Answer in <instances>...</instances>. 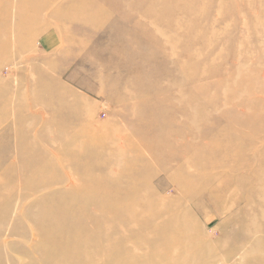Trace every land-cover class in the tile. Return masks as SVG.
<instances>
[{
	"label": "bare ground",
	"instance_id": "obj_1",
	"mask_svg": "<svg viewBox=\"0 0 264 264\" xmlns=\"http://www.w3.org/2000/svg\"><path fill=\"white\" fill-rule=\"evenodd\" d=\"M4 1L0 0V35H6L5 29L11 17V12L6 7L3 8L6 6ZM163 1L31 0L29 5L25 0H20L16 20H25L28 24L24 30L26 33L23 30L17 32L21 39L20 46H23L24 50L32 47L33 42L21 34H27L31 29L39 32L43 27L42 16L51 8V13H54L61 23L65 22L69 26L75 23L79 34L87 37L79 41L81 48L69 57V62L76 60L82 53L81 50L85 52L86 59L92 53L98 55L96 51L88 48V44L94 28L101 23L110 22L111 16L106 15L108 10L104 6L111 4L118 9L117 14L119 13L118 20L113 23L118 25L115 30L121 29L124 36L129 32L132 34L129 37L130 44L125 46L129 47L140 38L133 33V28L135 31L144 29L143 32L155 28L150 21L144 23V26H139L135 21L140 7L149 3L151 7L146 15L152 17L164 7ZM263 1L174 0L171 9L182 12L190 21L195 22H204L211 6H217L215 12H218L212 21L223 20L220 14L226 9L230 12L225 11V17L238 16L240 19H249L258 18L251 8L252 4H263ZM196 10L198 13H193ZM128 13L135 17L127 20ZM53 29L48 27L44 33ZM242 31L243 29L240 32ZM157 33L166 38L162 32L157 30ZM52 35L49 34L42 42H38L42 52L47 53L56 46L58 39ZM251 38L255 39L253 36L249 37L245 41L246 45L247 40ZM256 38L259 36L256 35ZM162 41L164 45H168L167 41ZM67 45L66 48L69 47ZM239 49L241 47L238 45ZM174 56L173 54L166 59L180 71H184ZM245 57L246 53L238 52L235 66L237 65L239 70L253 63L252 59L247 60ZM3 60L4 57L0 56V64ZM44 61L47 68L58 70L61 60L49 57ZM103 77L102 84L110 83L105 81L106 76ZM29 81L35 83L33 94L26 95L18 90L15 101L17 104L13 108L9 91H0V129L3 126L6 128L5 133L0 135V187L6 191L8 183L19 180L24 187L20 196L25 199L41 189L62 184L65 179H72V175L64 169L63 158L72 167L76 181L81 185L80 187L73 181L69 191L48 189L46 195L53 194L55 200L46 201V196L42 195L41 203L32 208L31 217L39 223L41 241L51 239L52 246L39 258V264H215L217 261L226 264L233 260L235 264H264V159L258 160L259 156L264 155V148L256 145L264 141V137L256 134L257 121L254 116L251 119L250 116L235 117L232 138L229 139L220 137L223 132L207 125L211 117L217 116L220 105H217L218 101L215 99L207 100L197 83L187 89V96H183L179 101L174 99L170 103L173 107L178 105L180 100H187L185 108L188 112V132L183 136L190 138V142L183 148L194 155L189 162L195 168L204 170L199 171L196 168L194 173L190 172L180 180L175 178L180 184L181 198L177 201L164 200L152 187L151 180L159 173L161 167L165 172L169 170L171 161H162V165L155 163L144 146L134 145L137 139L134 140L132 134L108 132L106 128H101L94 136L92 128L82 124L84 112L88 110L90 102L61 82L60 77L51 76L44 71ZM166 86L167 90L174 87L171 83ZM0 87L3 85L0 84ZM91 92L105 95L113 101L119 102L123 99L121 95L115 97L105 91ZM122 102L125 104V101ZM212 105H217V108ZM15 107L17 112L21 113V118L12 126L6 125L10 111ZM38 107L42 110L48 109L51 117L47 118L44 117L45 114L38 113L35 110ZM208 108L212 110L207 113ZM24 112L30 113L27 116L30 120L28 126L24 125ZM238 114L245 115L243 110ZM70 115L75 117L74 123L66 120ZM218 117L222 120L220 115ZM138 118L145 121L144 125L134 124L132 128L137 138L148 144V150L155 155L160 154L161 147L165 153L173 150L179 152L173 141L165 142L164 146L162 143L158 145L161 136L159 133L165 132L164 135L174 139V124L173 127L162 128L158 122L157 125L154 124L152 119L145 120L140 116ZM155 120L158 119L155 117ZM38 125L41 130L35 128ZM249 126H252V129L243 134L241 129ZM13 127L17 133H27L29 136L27 140L18 141L15 147L7 136L14 131ZM211 131V140L207 138L209 142L201 144L199 141L205 138L202 137L203 134L207 133L208 137ZM220 138L227 140L224 147L219 142ZM48 144L58 145L59 155L53 153L51 157L47 156L45 153L50 150ZM217 148H221L218 150L219 155L213 152V149ZM13 151L19 161L17 163H10ZM31 156L38 157L39 160L33 162ZM247 156L251 160H247ZM236 162L238 163L235 164ZM182 167L191 169L189 163ZM220 168L223 171L214 172ZM205 204L219 211L225 218V225L231 229L224 232V238L227 240L229 235L235 245L225 249V245L219 247L208 241L195 218L196 214L208 216V212L202 208ZM40 213H51L53 217L44 219ZM1 222L0 220V232L4 228ZM78 236H83L79 244L70 240ZM243 242L253 245L242 249L236 245ZM47 260L53 263H48Z\"/></svg>",
	"mask_w": 264,
	"mask_h": 264
},
{
	"label": "rangeland",
	"instance_id": "obj_2",
	"mask_svg": "<svg viewBox=\"0 0 264 264\" xmlns=\"http://www.w3.org/2000/svg\"><path fill=\"white\" fill-rule=\"evenodd\" d=\"M19 1L5 0L6 6H3L11 12V17L5 29L6 35H0V56L4 57L0 64V84L3 85V87H0L1 93L9 91L13 108L17 104L15 101L17 100L18 90L26 95L33 94L35 83L29 80L36 78L39 72L44 73L46 71L51 76L60 77L61 82L90 102L88 110L84 112L82 124L91 127L94 136H96V132L98 134L101 128H106L108 132L132 134L133 139H137L134 145L144 146L155 163L162 165V161H171L169 170L167 169L165 172L161 167L158 170L159 173L151 180L152 187L164 200L177 201L181 198L180 184L177 183L176 179L180 180L186 174L194 173L196 168L199 171L204 170L200 167L195 168L189 162L192 161L194 155L183 148L187 147L186 143L190 142V138L183 136L188 132V112L185 108L187 100H180L178 105H174V107L170 104L174 99L179 101L183 96H187L186 91L193 84H198L207 100L215 99L218 101L217 105H220V108L217 116L211 117L207 125H210L216 131L223 132L220 137L232 138L231 133L234 128L235 117L248 118V116H250V119L253 116L255 117L257 121L256 134L262 135H258L259 137H264V58L262 57L264 56V1L263 4L256 2L251 6L252 10L257 13L258 18L225 17V11L230 12L229 9H226L220 14L223 20L212 21L218 12H215L217 6H211L204 22L190 21L182 12L171 9L174 0H164V7L160 9L158 14L150 17L146 15L151 7L147 3L140 7L135 21L139 26H144V23L150 21L155 25V28L152 30L147 29L146 32H143L144 29L135 31V28H133V33L139 35L140 38L129 47L125 46L130 44L129 37L132 34L129 32L124 36L120 31L121 29L115 30L118 25L115 26L113 23L118 20V9L111 4H107L104 7L108 10L106 15L111 16L110 22L101 23L97 28H94L95 30L91 33L88 44V48L96 51L98 55L92 53L86 59L85 52L81 50L82 53L73 62L69 61L73 54L81 48L79 41L87 37L79 34L77 31L79 29L75 23L70 26L65 22V24L61 23L54 13H51V8L43 14V27L39 29V32H34L31 29L27 34H21V36L33 42L32 47H27L24 50L23 46H20L21 39L17 32L24 31L28 24L25 23V20L24 22H17L16 20L19 15L17 11ZM255 1L258 0H252V2ZM25 2L31 4V0H25ZM122 13L125 15L124 10ZM193 13L197 14L198 10L193 11ZM134 17L132 13H128L126 19L131 20ZM99 18L101 19V17ZM94 19L96 18L94 17ZM48 27L54 29L44 33ZM241 29H243L242 32H240ZM157 30L165 34L166 38L160 37ZM24 33L26 32L24 31ZM49 34H53V38L58 40L56 46L45 53L40 50L37 44L39 41L42 42L44 37ZM256 35L259 38H256ZM251 36L255 39L247 40L246 45V39ZM162 40L167 41L168 45H164ZM67 44L69 47L66 48ZM238 45L241 47L239 50ZM132 47L134 49H129ZM240 51L246 53L245 58L247 60L252 59L253 63L249 67L240 68L239 70L235 64L237 54ZM173 54L175 55L174 59L179 60L178 63L183 66L184 71H180L178 67L176 68L166 59V57H171ZM49 57H57L61 60L58 64V70L47 68L44 59ZM240 64L244 65L242 62ZM192 74L193 78H191ZM103 76H106L105 81H110V83L105 82L102 84L101 78L103 79ZM128 83L130 86H127ZM168 83L174 86L170 90L166 89ZM91 90H96L97 93L105 91L115 97L121 95L123 99L119 102L113 101L105 95L92 93ZM122 101H125V104ZM217 105H212V107L217 108ZM247 109L250 111H247ZM35 110L38 113L45 114L44 117H51V112L46 108L42 110L41 107H38ZM211 110V108H208L207 113ZM242 110L245 115L238 114ZM24 113V125L28 126L30 120L27 119V116L30 113ZM20 114V112H17L16 107L12 109L8 115L6 125L12 126L15 122H18L21 118ZM218 115L222 120L219 119ZM138 116L145 120L152 119L154 124L157 125L158 122L162 128L164 126L173 127L174 124L176 134L174 139L164 135L165 132L163 134L159 133L161 136L158 145L162 143L164 146L165 142L173 141V143H176L179 152L173 150L170 153H165L163 147H161L160 154L155 155L154 152L148 150V144L138 139L132 128L134 124L144 125L145 121H141ZM155 117L158 120H155ZM66 120L74 123L75 117L70 115L66 117ZM228 120L231 121L230 125ZM38 123L42 125V123ZM40 125L35 128L41 130ZM251 129L252 126H249L241 129V132L245 134V131ZM13 130L7 136L14 147L18 141L29 138L27 133H17L15 127H13ZM5 131L6 128L1 127L0 135ZM78 131L75 130V132ZM211 132L208 133V137L207 133H204L202 137L205 138L199 142L201 144L208 143V139L211 140L212 138L213 132ZM219 142L224 147L227 140L220 138ZM256 145L264 148V141H260ZM48 146L52 152L47 150L45 153L47 156L51 157L53 153L59 155L58 145L48 144ZM218 150H221V148L213 149L215 155L220 154ZM13 152V159L10 163H17L18 159L15 158V151ZM263 159L264 155L258 157V160ZM38 160V157L31 156V161L37 162ZM247 160H251L249 156H247ZM62 163L64 169L72 175V179H65L62 184H55L47 189H41L25 199L20 196L24 191V187L19 180L8 183L6 191L0 187V220L4 227L0 232V264H39V258H42L45 252L52 248L51 239L41 241L39 223L32 220L31 216L32 208L41 203L42 195L46 196V201L55 200L53 194L46 195L48 189L69 191L73 181L81 187L80 183L76 181L75 172L72 171L69 163L64 158ZM187 163H189L191 169L185 168V171L182 166L187 165ZM221 171H223L221 168L214 170V172ZM19 173L22 174L23 172ZM256 173L258 174V171ZM143 190L145 192L144 188ZM209 207L208 204L202 206L208 212L207 217L196 214L195 218L210 243L219 247L225 245L224 248L228 249L230 246L235 245L229 235L227 240L224 238V232L231 228L225 225V218L222 214H219V211ZM40 216H43L44 219L53 217L51 213H40ZM82 237L78 236L70 240L79 244ZM236 245H239L242 249L251 247L253 243L243 242ZM47 261L50 263L51 260ZM215 264L222 263L217 261ZM226 264H235V260L228 261Z\"/></svg>",
	"mask_w": 264,
	"mask_h": 264
}]
</instances>
